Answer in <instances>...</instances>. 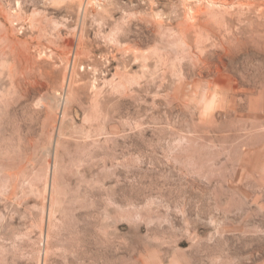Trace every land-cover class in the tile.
I'll return each mask as SVG.
<instances>
[{"label": "rangeland", "instance_id": "rangeland-1", "mask_svg": "<svg viewBox=\"0 0 264 264\" xmlns=\"http://www.w3.org/2000/svg\"><path fill=\"white\" fill-rule=\"evenodd\" d=\"M222 2L0 0V264H264V0Z\"/></svg>", "mask_w": 264, "mask_h": 264}, {"label": "bare ground", "instance_id": "bare-ground-1", "mask_svg": "<svg viewBox=\"0 0 264 264\" xmlns=\"http://www.w3.org/2000/svg\"><path fill=\"white\" fill-rule=\"evenodd\" d=\"M226 2V1H225ZM210 3H211V7H214L216 4H220V5H223L222 3H224V2H222V0H210ZM208 4V3H207ZM224 4H227V3H224ZM219 5V6H220ZM199 6V5H198ZM221 7V6H220ZM224 8V7H223ZM252 8V7H251ZM229 9V8H228ZM206 8L203 10L202 9V12L203 13H206ZM263 10V9H262ZM196 11H197V9H196ZM201 12V11H200ZM197 13H198V11H197ZM193 14V13H192ZM195 14V13H194ZM199 14V13H198ZM199 27V26H198ZM202 30H204V33H209L210 32V29L208 28V24L207 23H204V25H203V28H202ZM212 32V31H211ZM210 34V33H209ZM205 36H207V35H205Z\"/></svg>", "mask_w": 264, "mask_h": 264}]
</instances>
